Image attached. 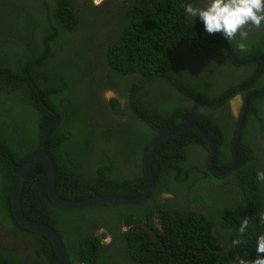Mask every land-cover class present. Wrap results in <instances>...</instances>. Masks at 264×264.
Instances as JSON below:
<instances>
[{"label": "trees", "instance_id": "obj_1", "mask_svg": "<svg viewBox=\"0 0 264 264\" xmlns=\"http://www.w3.org/2000/svg\"><path fill=\"white\" fill-rule=\"evenodd\" d=\"M79 1L0 0V264H59L49 240L20 226L10 207L16 167L39 149L54 119L49 110L58 116L45 140L57 195L69 201L96 195L131 198L145 187L146 147L163 129L180 123L192 105L213 103L231 91L244 99L264 89V78L255 76L261 61L247 63V72L236 64L264 58V41L248 36L246 52L235 43L230 46L223 36L224 45L217 34L205 32L199 17L185 13L194 0H134L119 11L91 0L80 7ZM110 26L118 34L98 42L101 34L96 31ZM203 60H224L230 72L218 84L211 77L194 78L181 67ZM130 73L134 76L129 83L118 87ZM108 87L118 96L102 98L100 93ZM156 97L166 101L161 109L152 101ZM231 97L206 112L196 107L191 116L211 138L217 168L232 161L240 112L236 119L229 114ZM262 106L264 94L249 98L237 144L238 163L222 175L209 171L202 137L185 129L153 150L154 189L146 200L128 206L59 207L46 193L44 166L38 162L23 181L21 212L58 234L71 264L255 260L257 238L264 235V182L257 179V171H264ZM194 147L203 167L192 160ZM129 150L137 156L131 152L128 157ZM220 183L233 190L217 195L227 200L213 201L209 193L215 196ZM101 209H115L113 217H105ZM245 219L248 227L241 233Z\"/></svg>", "mask_w": 264, "mask_h": 264}, {"label": "water", "instance_id": "obj_2", "mask_svg": "<svg viewBox=\"0 0 264 264\" xmlns=\"http://www.w3.org/2000/svg\"><path fill=\"white\" fill-rule=\"evenodd\" d=\"M261 61L264 62V59H261ZM236 93H237L236 91H231L225 94L224 96L220 97L213 103H205L202 101H198L190 108L189 112L187 113V115L184 117V119L180 123L174 126H171L169 128L163 129V131L149 143L143 155L142 168H143V173L145 177L144 190L138 196L131 197V198L115 196V195H96V196L88 197V198L81 199V200L69 201V200L62 199L57 195L54 189V176H55L54 163L52 159L50 158V156L45 151V140H46V137L49 131L57 122L58 116L53 111L47 108V110H49L54 116V119L49 125V127L46 129V131L44 132L41 138V141H40L39 149L35 151L34 153H32L31 155H29L22 163H20L16 167L15 175H14L13 182L11 185V190H10V207H11L13 217L15 218L16 222L23 228L30 230V231H35L37 233H40L49 240L59 264H71L66 254L64 244L62 243L58 234L50 226H47L45 224L38 223V222H33V221L26 219L21 212L20 192H21L22 184H23V181L27 173L34 166V164L38 162L43 164L44 171H45L46 193L48 197L50 198V200L59 207L68 208V209H77V208L89 207L95 204H105V203L119 204V205H125V206L135 205V204H138L146 200L154 189V179H153L151 167H150V159H151L153 150L169 135L179 133L185 129H190L198 133L205 142V146L207 150V156H206L207 165H208L209 171L214 175H222L226 173L229 169L235 167L238 163L239 156L237 152V144H238V140L240 137V132H241V128L243 125L244 117L247 111L248 100L251 96L255 94H264V89H260L258 91L249 93L243 100L241 99V96L239 95L241 99L240 105H242V108H241L242 110L238 117L237 125H236L235 131L232 137V142H231L232 161L224 167L217 168L214 166L213 164L214 144L211 138L206 134V132L202 128H200L198 125H196L195 123L191 121V116H192V111L196 108V106L212 107L216 105L217 103H219L220 101H222L223 99H225V97L231 94H233V97L236 96ZM40 104L43 107H45L41 101H40ZM143 230L147 231V233L153 239H155L154 234L146 226H143Z\"/></svg>", "mask_w": 264, "mask_h": 264}, {"label": "clouds", "instance_id": "obj_3", "mask_svg": "<svg viewBox=\"0 0 264 264\" xmlns=\"http://www.w3.org/2000/svg\"><path fill=\"white\" fill-rule=\"evenodd\" d=\"M196 1L200 0H194L193 2ZM192 5L193 4H187L185 6V13L194 19L199 17V19L203 22L205 32L208 35L219 33V39L225 45L226 42L223 36L229 41V43L235 41L238 50L246 52L248 51L250 45L248 43H242V41H247L248 36H255L259 39L262 35H264V31L256 32L252 29L250 33H248L246 30L249 24L252 26V28L257 30L264 28V0H208V3L205 7H194ZM198 25L200 26V24ZM253 32L256 34L253 35ZM261 59L264 58L261 57L252 60L239 61L236 62V64L241 65L242 67L243 64H247L254 60L261 61ZM263 69L264 62H262V67L255 76L264 75V71L262 73ZM257 179L261 182H264V171H257ZM235 191L239 192V188L237 187ZM237 196L238 194L235 197ZM260 222L264 223V216L260 217ZM247 227L248 221L245 219L240 225L239 231L243 233ZM233 243L239 244V241H233ZM256 251L258 253V257L255 260H241L240 264H264V256L259 255L264 254V235H260L257 238Z\"/></svg>", "mask_w": 264, "mask_h": 264}, {"label": "rangeland", "instance_id": "obj_4", "mask_svg": "<svg viewBox=\"0 0 264 264\" xmlns=\"http://www.w3.org/2000/svg\"><path fill=\"white\" fill-rule=\"evenodd\" d=\"M96 1L97 0H93V3L95 4ZM80 3H81V1H80ZM80 3H79V5H80ZM192 6H194V7H200V6L195 5V4H193ZM109 23L111 25L114 24L113 20H111ZM194 24H197V22H194ZM1 26H2V28H6V25H2L1 24ZM252 29L254 31H256V32L264 31V28H261V29L257 30V29L252 28V26L250 24L246 28V30L248 31V33H250V31ZM96 32H98L99 34H101V37L98 40V42L103 43V41H109V39L114 38L113 37V34L119 32V30L118 29H115L114 31H112V26H110L105 31L98 30ZM217 36L219 37L220 34L217 33ZM250 40L251 39H249V37H248V40L247 41H242V43L249 42ZM234 43L235 42H231L230 43V46L231 45H234ZM177 57H179V56H177ZM219 65L220 66L215 65L212 62L210 63L207 60H203V61L197 62V64H194L192 66L182 65L181 67L184 68L185 70L191 72L194 78H198V77H211V78H214L215 81L218 84H220V82H219L220 78H223V77L227 76L229 74L230 70L227 69V68H229V66H227V65H225L223 63H219ZM229 82H231V80ZM109 96H112V95H107L105 98H107ZM154 100H155V106L158 109H161L162 107H164L166 105V101H164L162 99H159V98L156 97L155 99H152V101H154ZM228 103H229V106L230 107H233L234 108L233 114L236 115V111L239 109V106H240V103H241V99L239 97V94H236V96H234L232 99L228 100ZM233 114H232V117L235 119V116ZM13 118H15V116ZM131 130H134L136 132V134H139L140 133V130H138V129L134 128V127H131ZM142 130L144 131L143 128H142ZM261 138H263V136H261ZM195 150H197L196 147H194V150H193L192 160L195 161V162H198V166L203 167V164L202 163H203L204 160L199 161V158L195 155ZM131 152L133 153V155L137 156V154H136L137 151L129 150L126 153L128 155V157L130 156ZM206 162H207V157H206ZM207 167H208V165H207ZM198 187H199V185H198ZM214 190H216V192H217L215 196L212 193H209V196H210V198L213 201L217 199V195L218 194L224 195L227 191L233 190V188L231 186L230 187H226V186H224V185H222L220 183V186H216L214 188ZM199 207L202 209V207L200 205H199ZM114 211H115V209H107V210L106 209H101V213L105 217H107V218H112L113 217V214H114ZM200 212H203V211H200ZM119 262H122V261H119Z\"/></svg>", "mask_w": 264, "mask_h": 264}, {"label": "flooded vegetation", "instance_id": "obj_5", "mask_svg": "<svg viewBox=\"0 0 264 264\" xmlns=\"http://www.w3.org/2000/svg\"><path fill=\"white\" fill-rule=\"evenodd\" d=\"M80 1H81V3H80ZM79 1V3H80V7H82V3L85 1V0H80ZM91 3L93 4V5H95V6H98V5H100V6H110V8L109 9H111L112 7H113V5L116 7V10L117 11H119V9H121V8H124V7H126V6H132L133 5V3H134V0H107L106 2H104V0H97L96 2H95V4L92 2V0H91ZM207 3H208V0H200V1H196V2H193L192 4H195V5H198V6H200V7H205L206 5H207ZM133 14H134V10L133 11H131ZM125 16V15H124ZM123 16V17H124ZM109 19V18H108ZM253 35H255L256 33L255 32H253L252 33ZM261 34V33H260ZM260 41H264V35H262L260 38ZM259 58H261V57H259ZM253 59V58H252ZM252 59H250V60H252ZM257 59V58H256ZM208 61V60H207ZM252 62V61H251ZM254 62H257L256 60H254ZM213 63V62H212ZM219 63H223V64H225V65H227V66H229L228 65V63H226L224 60L223 61H219V62H217V63H213V64H215V65H218V66H220L219 65ZM261 67H262V64H261V66H260V68L258 69V71L261 69ZM227 69H229V68H227ZM247 69H248V66L246 65V64H243L242 65V71L243 72H247ZM250 69H253V67H251ZM230 70V69H229ZM257 71V72H258ZM133 76H134V73H130V74H127V75H125L124 76V78H122V80H121V82L118 84V87L119 86H126L128 83H129V80L131 79V78H133ZM262 78H264V75H262L261 76ZM101 94V96H102V98L104 97H106L107 95H112V96H118V92L115 90V89H112V88H110V87H108V88H105V91H103L102 93H100ZM109 97H111V96H109ZM232 98V97H231ZM230 98V99H231ZM229 99V100H230ZM228 106H226V108H227V110H228V112H229V114L232 116V114H233V112H234V108L233 107H230L229 106V103L227 104ZM193 106V105H192ZM191 106V107H192ZM196 107H198V110L199 111H202V112H206V110L209 108V107H204V106H196ZM242 108V105H240L239 106V109L236 111V115H234L235 116V119L237 118V116L239 115V113L238 112H241V109ZM221 111H224V109L222 108L221 109ZM262 111L264 112V106H262ZM213 116H216V114H214ZM256 135H259V134H256ZM261 149V153L263 154V156H264V148H260ZM261 158H262V156H261ZM263 162H264V159H263ZM264 167V166H263ZM218 202H223V201H225V200H227V198H223V197H218ZM109 241V237H107L106 239H105V242H108Z\"/></svg>", "mask_w": 264, "mask_h": 264}]
</instances>
